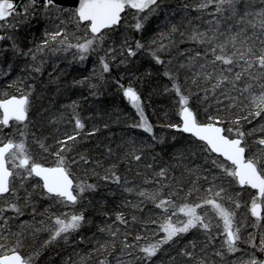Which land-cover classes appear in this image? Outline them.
<instances>
[{"label": "snow or ice", "instance_id": "snow-or-ice-1", "mask_svg": "<svg viewBox=\"0 0 264 264\" xmlns=\"http://www.w3.org/2000/svg\"><path fill=\"white\" fill-rule=\"evenodd\" d=\"M242 2L246 9L254 7L245 0H201L196 11L203 12L212 6L215 11L210 13L213 20L209 23L215 27L207 31L192 28L187 39L202 47L203 52L186 50L181 55H188L187 62L171 67L172 60L166 63L162 55L175 45L176 33L179 32L181 38L185 33L180 32L177 24L170 23L169 0H78V3L76 0H28L22 10L15 0H0V32L6 33L0 35V41H10V47L0 48V62L11 53L7 71L0 69V72L7 76L14 70L15 62L23 58L20 71L29 74L18 76L8 84L15 92L0 93V264H35L40 251H26L29 236L35 240L38 233H47L48 238L41 244L44 248L59 239L67 242L70 236L93 224L84 205L92 203L89 197L99 191L100 185L88 182L87 168L85 177H77L73 169L80 165H91L92 177L105 185H115L122 195L135 198V202L131 199L123 201V206L131 209V221L123 211H115L114 219L110 213H102L112 219V223L96 226L97 233L105 239H96L91 251L80 257V264H88L93 255L113 254L117 242L121 254L117 257L118 264H153L165 248L173 245L178 248L176 254L165 253L169 259L161 264H177L178 258L183 264H209L208 257L202 254L209 247L215 248L216 240L220 241V247L212 255L219 257L222 264H264V259L258 258V254H264V232L249 233L247 238L242 232L249 219L254 218L253 227L257 230L264 225V8L254 13L245 11L241 15L238 4ZM65 3L74 6H61ZM188 7V4H180L171 8V17L181 11L186 14ZM161 13L168 30L157 33L148 43H142L147 22ZM129 15L131 23L127 19ZM237 16H240L238 25L250 26L252 35L248 34L247 28L238 27L234 31L231 25L226 31H220L222 21ZM248 17L252 19L248 20ZM34 19L37 23L43 22L44 27L40 37L33 36L28 42L32 46L25 49L18 42L16 33ZM121 26L124 34L117 45L113 37ZM129 30L141 33L134 46L127 35ZM193 51L195 54L190 55ZM141 52L156 65L164 66L163 76L171 85L166 86L165 91L177 97L174 102L176 122H168L164 127L182 136L187 134L188 147L174 151L171 160L177 163L165 161L159 153L151 156L152 162L144 163L143 167L152 175H145L142 183L137 185L118 174L120 165H126L131 171L133 164L139 166L145 160V154L154 152L156 145L164 144L165 140L156 137L141 97L131 84L125 87L120 80L115 81L139 117L138 123L130 127L142 129L151 137L152 143L141 141L137 146L136 138H130L126 147L118 146L124 147L122 155L108 148L107 157L114 162L104 168L103 160L89 159L86 153L73 155L85 129V123L76 111V101L62 105L64 111L48 119L49 125L64 121L70 109L66 123L73 126L71 133L61 135L57 128L50 136L37 135L34 129L39 121L32 119L35 88L28 81L36 79L32 74L43 73L49 61L66 59L70 53L69 64L83 65L95 56L90 75L73 80L72 86L83 85L92 79L107 83L106 75L111 74L112 64L118 57L124 64ZM52 67L55 72L57 64L52 63ZM184 70L191 73L190 77L185 76V84L190 83L188 88L180 83V73ZM49 77V83L59 79L58 76L53 79V73H49ZM24 85H27L26 89ZM88 87L97 89L98 84L89 83ZM193 88L196 91H192ZM91 94L96 95V92ZM47 112L48 109H44L36 115L43 120ZM96 131L93 129L87 136ZM48 139L53 143L48 144ZM32 144L38 145L39 158L33 153ZM185 151L193 157L199 153L208 165L195 169L185 165L189 176L195 175L186 192L183 175L177 178L172 174L184 159ZM97 169H102V174ZM201 172L205 174L201 175ZM135 174L142 175L139 170ZM204 184L208 186L204 187ZM148 185L153 187L150 189ZM245 195L248 200H244ZM36 199L50 202L44 209V213H48L46 219L39 221L40 227L31 226L27 235L24 225H21V231L13 232L10 221L23 215L28 207L32 208L35 218L36 203L33 201ZM148 203L155 214L145 218L141 205ZM53 207L63 210L52 212ZM241 208L246 210L244 223L238 220ZM9 211L14 215H6ZM130 223L141 225L144 232L152 227L155 230L150 236L135 235L130 243L131 233L127 231ZM121 226L126 230L123 234ZM97 233L89 239L95 238ZM194 233L205 238L199 251L195 239L179 247L181 240ZM121 235L123 239H120ZM84 242L85 238L81 236L79 243ZM229 256L236 258L229 262ZM98 264H109V261L105 257L98 259Z\"/></svg>", "mask_w": 264, "mask_h": 264}, {"label": "trees", "instance_id": "trees-1", "mask_svg": "<svg viewBox=\"0 0 264 264\" xmlns=\"http://www.w3.org/2000/svg\"><path fill=\"white\" fill-rule=\"evenodd\" d=\"M201 2V0H169L171 8H175L180 4H188L187 13L181 11L175 17H171V8L169 9L170 14V23L177 24L180 32H184L185 36L181 38L179 32L175 34L174 40L175 45L171 47L168 52L162 55V59L167 63L168 60H172L171 67H177L180 63H186L188 60V55H181L186 53V50L194 49L196 51L203 52V48L195 45L187 39V36L190 34L192 28H196L200 31H207L211 27H215V24H210L209 22L213 20V17L210 13L214 12L215 9L212 6H209L203 12L196 11V5ZM246 3L253 5L254 7L245 8V3L238 4V11L241 15L245 11L256 12L261 8H264V0H245ZM28 3V0H20L19 5L22 6ZM128 22H133L131 20V15L128 16ZM248 20H251L252 17H248ZM240 16L235 17V19L222 21L220 31L224 32L227 30L229 25L233 27V30H238L239 28H247L248 34L252 35L253 30L247 24H239ZM164 15L161 13L159 17H152L146 24V31L143 33L144 39L142 43H148V41L156 36L157 33L161 31H167L168 26L164 23ZM44 24L43 22L37 23V20H32L31 23L25 27H21L19 32L16 33L18 37V42L25 49L31 47L32 45L28 43L33 39V36L39 38ZM39 29V30H37ZM71 31V29H69ZM258 32L259 29L257 28ZM6 33L0 32V35ZM124 28L121 26L119 33H117L113 38L116 40L117 45L123 38ZM127 35L130 38V41L133 43L137 39L141 38V33L134 32L129 30ZM111 43V41H109ZM167 43V41H165ZM10 47V41H0V48ZM101 55L103 53H100ZM194 55L195 52L189 53ZM95 56L87 60L83 65L78 63L69 64L68 61L72 60L71 54H67L66 59L61 58L58 61H49L45 65V71L41 74H32L36 76L35 80H29L28 83L34 85L35 94L33 96L34 111L32 119L39 121L37 129H34L37 132L38 136H50L55 134V130L59 129V134L65 132H72V125L67 124L68 114L71 110H68L65 120L60 121L57 124L49 125L48 119L53 115H59L60 112L64 111L62 105H70L73 101L77 102L76 111L79 113L82 122L85 123V129L79 138V146L77 153H86L89 159H100L104 161L103 167L107 168L114 161L107 157V149L112 148L117 155H122L124 147H126V141L130 138H136L137 146L140 145L141 141H147L152 143L151 137L144 133L142 129L130 127L134 123H138L139 117L136 114V110L131 107L128 101L123 97L122 91L116 86L115 81L120 80L125 87L131 84L141 97V102L144 107L146 116L148 117L149 122L153 125V130L156 137L159 139L163 137L165 143L160 145L157 144L154 152H149L145 154V160L139 165H132L131 171H128L126 165L121 164L119 167L118 174L121 177H127L129 181H135L137 185H140L144 179V176H151V172H145L143 164L151 163L150 157L159 153L165 161L170 163H177V161L171 160V156L174 154L176 149H187L188 145L186 142V135L183 136L176 132L173 129H168L164 127L168 122H176L175 112L176 105L175 101L177 97L174 93L166 92L165 87H170V81L163 76L164 66L156 65L154 61L151 60L145 52H141L138 56L133 59L128 60L126 63L121 64L120 58L112 64V71L110 75H106L107 83H101L96 79H92L83 85L72 86L73 80H81L84 77H87L91 73L93 67V60ZM11 60V53L9 52L4 58L3 62H0V69L7 71V64ZM52 63L57 64V69L54 72ZM24 61L23 58L15 62L14 70L7 76L3 75L0 72V93L8 91L10 93L15 92V89L8 88V84L15 80L18 76H26L28 73H21L20 69L23 67ZM49 73H53V79L59 77L55 80L54 83H49ZM62 73V74H61ZM191 76V73L187 70L181 71L180 73V83L188 88L189 84H185V76ZM123 77V79H120ZM98 84L97 89H89L88 84ZM25 89L27 85H24ZM59 89V91H58ZM95 91L96 95L91 93ZM192 91H196L195 88ZM44 109H48V112L43 120L36 115L37 112H42ZM93 129L98 131L90 137L87 136V133L93 132ZM173 136L176 137L173 140ZM48 144H52V139H48ZM118 146H124L119 147ZM31 149L33 153L39 158L41 155L38 145L32 144ZM159 159V157H158ZM185 165L188 168L195 169L198 166L201 168H206L208 165L204 163L203 157L197 153L195 157L191 155L188 151L184 152V159L180 161V166L173 169L172 174L180 178L182 175L185 180L184 191L188 190L190 186V181L195 179V175L189 176L185 171ZM86 168L88 169L87 178L89 183H99V191L90 196L89 199L92 203L89 205L85 203V207L88 209L87 215L92 218L93 224L91 226H86L79 234H73L69 237L68 241L65 242L63 239L48 245L47 247L41 248V244L44 240L48 238V234L45 232H40L37 234L35 240L30 236L26 241V251H40V255L35 258V264H80V257L86 256L93 247L96 239L103 241L105 237L100 236L97 233V225H103L105 223L111 224L112 219H114L115 211H123L128 220L131 221V209L123 206V201L126 199H131L135 202L133 196H128L127 194L122 195L121 190L113 184L105 185L103 182L99 181L96 177L91 176V165L85 166L80 165L73 169L77 177H85ZM139 170L142 175L137 176L135 173ZM102 174V169H97ZM158 171V169H156ZM205 173L201 172V175ZM131 186V185H129ZM207 184H204V187H207ZM150 189L152 185H148ZM167 191V190H166ZM114 193V194H113ZM231 194V193H230ZM183 195V193H181ZM195 198V197H194ZM249 197L245 195L244 200H248ZM36 203V215L33 218L32 208L28 207L24 210V214L17 217L16 219L10 221L9 227L13 232L21 231V225H24L23 230L26 235L31 231V226L40 227L39 221L46 219L48 213H44V209L49 207V201H42L36 199L33 201ZM244 201H241L243 203ZM144 208L143 217H148L149 215H154L155 213L151 212L152 205L150 203L141 205ZM63 209L59 207H53L52 212H59ZM103 212H108L112 215V219L106 218L102 215ZM244 208L239 210L238 220L241 223H244L245 220ZM40 213H44L43 216ZM137 215H140L138 212ZM8 216L14 215L10 211L6 213ZM254 218L247 220L244 223V228L242 229L243 237L247 238L249 233L264 232V225L259 227V230L253 227ZM154 227L150 228L147 232H144L141 225L137 224L133 226L131 223L127 229L131 233L129 236V242H133V237L137 234H143L150 236L154 231ZM126 230L121 226V233L123 234ZM93 233H97L96 237H93ZM215 235V233H213ZM81 236L85 238L84 243H79ZM120 239H123V235L120 236ZM197 240L198 242V251L199 248L203 247L204 236L199 233H194L193 235H188L186 238L179 242V247H183L184 244L188 243L190 240ZM243 247V245H241ZM119 243L117 242L116 251L109 255V253H104L102 256L97 257L93 255L92 258L88 261V264H98V259H103L107 257L109 264H118L117 257L120 256L119 252ZM220 247V241H215V248L209 247L206 255L209 260V264H222L219 257H215L212 253ZM178 250L177 246L173 245L171 248H165L164 253H161L160 256L156 258L153 264H161V261H167L169 257L165 255L167 252H171L172 255L176 254ZM250 250V249H249ZM111 252V249L109 250ZM235 256H229L228 261L235 259ZM258 258L264 259V254H258ZM125 260L128 259L127 256L124 257ZM177 264H183L182 261H177Z\"/></svg>", "mask_w": 264, "mask_h": 264}, {"label": "water", "instance_id": "water-1", "mask_svg": "<svg viewBox=\"0 0 264 264\" xmlns=\"http://www.w3.org/2000/svg\"><path fill=\"white\" fill-rule=\"evenodd\" d=\"M15 2L18 4L20 2V0H15ZM76 3H78V0H76ZM61 6H63V7H71V6H74V5L65 3V4H62ZM185 135H187V134H185Z\"/></svg>", "mask_w": 264, "mask_h": 264}, {"label": "rangeland", "instance_id": "rangeland-1", "mask_svg": "<svg viewBox=\"0 0 264 264\" xmlns=\"http://www.w3.org/2000/svg\"><path fill=\"white\" fill-rule=\"evenodd\" d=\"M19 5V4H18Z\"/></svg>", "mask_w": 264, "mask_h": 264}]
</instances>
